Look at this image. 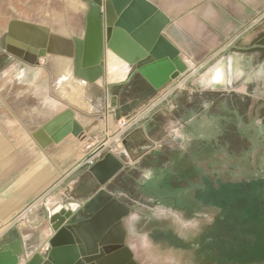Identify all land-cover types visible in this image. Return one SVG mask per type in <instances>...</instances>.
<instances>
[{"label": "rangeland", "instance_id": "1", "mask_svg": "<svg viewBox=\"0 0 264 264\" xmlns=\"http://www.w3.org/2000/svg\"><path fill=\"white\" fill-rule=\"evenodd\" d=\"M78 1L85 10L89 9L88 4ZM155 1L163 7L166 6L174 15H206L208 21L210 20L206 34L211 37L215 33L214 30L221 31L227 36L239 33L241 28L238 27L236 32L229 16L235 17L234 13L241 11L239 8L244 7V4H250L253 9L252 22L245 24L242 22L243 27L240 33L244 35L247 29L250 33L264 35V0ZM48 2V0H0V117L13 116L11 120L15 122L21 121V116L25 115V120H29V130L34 131L61 109L74 108L80 112H93L95 107H98L97 110L100 112L105 102L109 112L118 111L119 116H123L119 120L141 116L140 102L154 96L151 91L141 89L137 83L112 86L107 75V78L98 83L103 93L91 98L87 95L86 89L93 88L79 82L71 75L72 85L79 91L83 85L84 89L81 91L85 95L83 105L73 104L69 102H78L76 101L79 99L77 91L66 90L64 94L59 92V87L63 83V77L60 75L62 66L54 65L53 58L49 56L42 59L40 66L34 67L6 52L5 39L8 25L12 20L26 19L36 23L55 22L58 16L55 18V14L48 10ZM53 4L56 7L59 6L57 2ZM61 15L64 14L61 12ZM85 16L80 15L78 19L83 21ZM49 29L52 31L53 28ZM55 29L58 28L55 27ZM262 39L264 42V38ZM246 44L243 41L211 43L209 49H203V46L207 47V44L198 41L196 35H189L188 45L192 53L188 61L190 70L183 75L181 82L178 84L174 82L173 89L181 86L176 97L171 92L167 98L168 104L157 106L154 112H157V116L164 112L167 118L173 116L179 119L188 116L190 120L197 119L199 124L203 119L200 125L205 124L207 127H205L202 143L207 144L205 136L207 138L213 135L210 126L213 128L217 125L214 116L223 112L226 114L228 110H233L231 104H236L237 112L240 115L244 113L245 122L236 114L237 122H226L225 128L233 133V136L235 135L234 139L237 140L234 143L244 151L235 157L219 153L207 155L200 151L197 155L195 152L192 153L196 148L191 147L190 143L183 144L185 154L180 153L179 156L177 154L174 157L181 158L183 164L187 163L188 167L180 163L181 161L173 162L166 172L173 180L172 188H168V191L174 192V196L177 190L195 192L196 189H202L204 192L202 197L209 201L206 204H210V207L193 209L187 206L191 212L186 215L175 208L166 207L167 202H164V205H153L155 203L153 200L142 199L136 214L137 223L135 225L128 223L131 232L129 244L134 249L136 260L141 264H202L201 259L206 261L205 264H213V262L216 264H264V183L236 182L245 180L244 174L249 172L251 166L257 172H261V166H263L264 154L260 153L262 142L249 116H252L251 119L254 120L264 112V77L256 82V75H254L252 85L247 87L246 91L239 88L246 77H239L235 85L230 88L207 84L209 69L218 57L228 55L235 50L242 52L248 46ZM250 51L256 60L264 57V50L259 51L253 48ZM111 56L113 55L108 52V62ZM204 56L210 59L206 68L197 64V61ZM107 84L108 90L105 89ZM215 96L220 100L214 101L213 105ZM114 98H116V108L113 109L112 99ZM245 99L252 104L250 114L251 109L250 106L248 107L249 103L244 102ZM140 118L142 119L139 124L147 120L146 116ZM173 121L174 131L179 132V124ZM184 137L181 140L185 141ZM174 139L179 141L169 144L168 147H171L172 151H176L177 145L181 144L177 136ZM198 159L200 171L205 172L210 182H201L197 175ZM182 173L189 174V181L175 182L177 181L175 176ZM133 178L137 179L136 176ZM134 186L133 192L137 189L136 185ZM192 203L194 202L190 199L188 204L193 205ZM171 207H173L172 204ZM197 247L200 248L195 250Z\"/></svg>", "mask_w": 264, "mask_h": 264}, {"label": "crops", "instance_id": "2", "mask_svg": "<svg viewBox=\"0 0 264 264\" xmlns=\"http://www.w3.org/2000/svg\"><path fill=\"white\" fill-rule=\"evenodd\" d=\"M48 1V10L55 14V18L58 16L56 20L54 19L55 22L36 23L26 19L17 20L53 28L54 34L66 39L83 38L87 16L84 13H88L89 9L85 10L78 0ZM148 1L157 6L170 19V25L165 29L163 35L178 50L181 58L187 64L192 55L188 45L190 34L196 35L201 43L207 44V47L204 45L203 49H209L211 43L223 44L243 41L248 44L242 52L235 50L238 49L235 47V51L218 57L209 69L208 85L230 88L235 85L234 83L239 77H246L239 87L240 90L246 91L247 87L252 85L254 75H256V82L264 77V57L256 60L250 51L253 48L259 51L264 50V42L262 41L264 35L250 33L247 29H245L244 35L240 33L243 27L242 22L244 24L252 22V5L244 4V7L239 8L243 12H235V17L229 16L235 31L238 32V27L241 28L239 33L227 36L221 31L214 30L215 33L211 37V35L206 34L210 21L206 15H174L166 6L163 7L155 0ZM55 2L58 3V7L53 4ZM82 3L85 4L83 1ZM61 12L64 15H61ZM80 15H86L85 20L78 19ZM244 26L246 27L247 24ZM257 43L258 45H256ZM107 54L108 52L105 56V78L108 75L112 86L131 84L128 80L132 69L116 59L115 56H111L108 62ZM214 56L216 58L217 54ZM50 58L54 59L52 62L54 65L62 66L60 75L63 77V83L59 87V92L77 91L79 99L76 101L78 102L69 103L83 105L82 101L85 95L81 89L83 90L84 86L81 85L79 91L72 85L69 70L70 61L53 56ZM209 61L210 59L204 56L197 61V64L206 68ZM135 75L137 76L135 84L140 85L141 89L151 91L154 97L140 102L141 116H133V118L141 121L142 118L140 117L146 116L147 120L126 136L123 148L113 152L126 165V168L104 188L90 173L85 170L82 171L79 165L83 161L84 148L88 142L94 139H110L118 131L117 121L123 116L120 117L118 111L109 112L106 102L100 112L97 110L98 107H95L93 112H80L74 108L61 109L34 131L29 130V120H25V115L21 116V121L15 122L11 120L14 118L13 116L0 117V251L5 246L20 241L23 254L19 258V264H28L37 254H44L43 250L50 246V241L54 235L50 218L55 213L74 208L75 213L68 224H84L82 228L88 235L90 232H99L102 219L98 218L94 222L93 219L115 200L131 208V212L123 220L128 235L130 228L126 222L135 220L140 201L128 198L125 182H131L136 185V188H141L146 182H154L156 177L166 180L168 177L166 172L173 162L181 161L180 163L183 164L181 158L174 156L177 154L179 156L180 153L185 154L184 145L189 143L191 147L196 148L192 153L199 154L204 128V124L202 126L200 124L203 123V119L199 124L197 119L192 118L190 120L188 116L179 119L173 116L167 118V114L164 112L158 116L157 112H154L157 106L168 104L167 98L173 91V86L181 82L184 76L181 75L176 81L156 90L139 73L136 72ZM91 87L93 89H86L87 95L91 98L98 97L103 93L99 84L97 87ZM107 87L108 84L105 85L106 90H108ZM115 100L116 98L112 99L113 109L116 108ZM69 109L73 110L75 119L83 128L82 135L78 138L69 135L60 143L51 144L48 133L44 132L41 136L39 132ZM173 120L179 124V132L174 131ZM176 136L180 139L181 144L180 146L177 145L176 151H172L171 147L168 146L179 141L174 139ZM183 137L185 141L181 140ZM200 163L202 164L203 160ZM183 165L188 167L185 162ZM196 165V170L200 171L199 159ZM135 176L137 179L133 178ZM178 176H181L178 179L181 182V178L188 179L189 174L182 173ZM37 202L38 206L31 213H28L26 218L18 219L28 206ZM115 213L114 208L110 209L105 214L104 220L113 219L116 217ZM126 243L129 244V240L126 239ZM128 246L134 253L132 246L130 244Z\"/></svg>", "mask_w": 264, "mask_h": 264}, {"label": "water", "instance_id": "3", "mask_svg": "<svg viewBox=\"0 0 264 264\" xmlns=\"http://www.w3.org/2000/svg\"><path fill=\"white\" fill-rule=\"evenodd\" d=\"M82 1L89 7L83 38L66 39L47 27L12 20L5 39L6 52L34 67L49 56L66 59L76 80L95 87L106 77L107 52L139 73L156 90L190 70L163 35L170 19L148 0ZM44 132L50 136L51 144H58L69 135L80 137L83 128L69 109L39 134L42 136ZM125 168L113 153H107L87 172L104 188ZM113 208L116 217L104 220ZM130 212L129 206L117 200L109 203L93 219V222L102 219L99 232L88 235L82 228L84 224H68L74 208L55 213L50 218L54 235L49 250L37 254L28 264H139L126 245L123 220ZM22 254L20 241L13 242L0 251V264H19Z\"/></svg>", "mask_w": 264, "mask_h": 264}, {"label": "flooded vegetation", "instance_id": "4", "mask_svg": "<svg viewBox=\"0 0 264 264\" xmlns=\"http://www.w3.org/2000/svg\"><path fill=\"white\" fill-rule=\"evenodd\" d=\"M135 74H136V72H134V71L131 72V74L129 76V80H128L130 83H133V84L135 83V78L137 77ZM173 90H174V92L172 93V95H174V97H176L178 89L175 88ZM216 100L219 101L220 99H218V98L216 99V96H215V99H213V102H212L213 105L215 104L214 101H216ZM250 101H252L251 98H250ZM244 102H247V104H248L249 100L245 99ZM232 106H233V110H230V111L228 110L226 114H224V112H223V114H218V115L214 116L215 117L214 119L216 120L215 123L217 125L214 126L213 128L210 126V130L212 131L213 135L207 136V138L205 136L207 144L201 143V146H200V151L203 152L204 154L210 155V154L219 153V154H227L229 157H235L237 154H240L244 151L243 148L236 146V144L234 143L237 140V139L236 140L234 139L235 135L233 136V133H230V131H228V129L225 128L226 122L227 123H230L231 121L237 122V120H238V119H236L237 115L240 116L239 118L243 122H245L244 113L242 115H240L239 112H237V110H236L237 105L231 104V107ZM249 106L251 109L252 104L249 103L248 107ZM241 112H244V111H241ZM250 113H252V109L250 110L249 114ZM251 117L252 116H249V119L252 122V124H254L256 130L258 131V136L262 142V147L260 148L261 149L260 153L264 154V112L260 117L255 118L254 120H253V118L251 119ZM205 127H207V126H205V124H204L203 134L205 132ZM241 149H242V151H240ZM253 165H255V164H253ZM198 175L200 177L201 182H210V180H207V177L205 176L204 171H198ZM244 175L246 176L245 180L240 178V180H243V181H236V182H250V184L257 183V182L258 183L259 182L264 183V161H263V166H261V172L254 171L253 167L251 166L249 172L248 173L246 172V174H244ZM175 177L177 179V181H175V182H180L178 179H180L181 176L176 175ZM170 178H171V175H168L166 180L156 177L154 182H146L144 185L141 186V188L137 187L136 191H134V192H133V190L135 188L134 184L132 186L131 182H125L124 185L127 187L128 198L130 200H137L138 199L139 201H143L144 199H146V200L149 199V200H153L155 202L153 205H157V204L164 205V202H167L168 204L165 205L166 207L168 206V208H175L176 210L183 212L186 215H189L191 212V210L188 209L187 206L193 207V209H199V208L204 209L210 205V204H206L209 201H206L204 196L202 197V195L204 193V192H202V189H200V190L196 189L195 192L193 190L190 192H188V190H187V192L184 190H177V194L173 196L174 192L168 191V188L170 189L171 185L173 184V180H171L172 178L171 179ZM181 180H182L181 182H188L189 181V179H187L185 177H182ZM190 199L193 200V202H194V203H192L193 205L188 204ZM171 204L173 205V207H171ZM136 218H135V220L127 221L126 223L128 224L130 222L129 224L135 225L137 223ZM134 230H136V228ZM130 233L131 232L128 229V235L126 237L127 240H129V238H130ZM126 245L128 246L129 244L126 243ZM198 248H200V247L195 248V250H198ZM135 259H136V256H135ZM201 262H202V264L206 263V261L203 259H201ZM139 264H141V263H139ZM213 264H216V263L213 262ZM250 264H254V263H250Z\"/></svg>", "mask_w": 264, "mask_h": 264}, {"label": "built area", "instance_id": "5", "mask_svg": "<svg viewBox=\"0 0 264 264\" xmlns=\"http://www.w3.org/2000/svg\"><path fill=\"white\" fill-rule=\"evenodd\" d=\"M181 86L176 87L180 89ZM174 90L172 91V93ZM154 110V109H152ZM140 120L137 118L121 119L117 123L118 131L112 138L94 139L86 144L84 148V158L79 165L82 171L95 166L107 153H113L116 149L124 147L126 136L133 131L139 124ZM38 206V202L28 206L20 215L19 220L26 218L28 213H31ZM50 246L43 250L46 253Z\"/></svg>", "mask_w": 264, "mask_h": 264}]
</instances>
